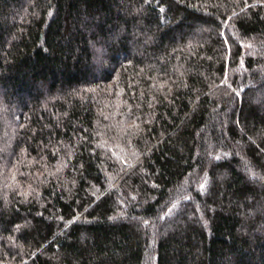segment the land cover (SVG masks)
Here are the masks:
<instances>
[{"label":"trees","instance_id":"obj_1","mask_svg":"<svg viewBox=\"0 0 264 264\" xmlns=\"http://www.w3.org/2000/svg\"><path fill=\"white\" fill-rule=\"evenodd\" d=\"M0 264H264V0H0Z\"/></svg>","mask_w":264,"mask_h":264}]
</instances>
